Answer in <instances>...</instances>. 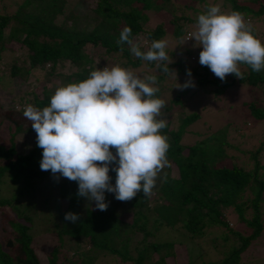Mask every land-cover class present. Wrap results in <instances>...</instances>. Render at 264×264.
Instances as JSON below:
<instances>
[{"label": "trees", "instance_id": "1", "mask_svg": "<svg viewBox=\"0 0 264 264\" xmlns=\"http://www.w3.org/2000/svg\"><path fill=\"white\" fill-rule=\"evenodd\" d=\"M32 2L0 0V57L7 48L11 51L10 45L13 44L19 50H26L28 66L9 65L8 74L12 77L38 69L43 71V78L50 79L58 75L54 74L56 64L68 61L76 70L62 76L65 81L62 86L84 80L91 71L97 70L92 56L84 52L86 44L98 48L103 55L116 56V61L122 58L123 67L133 69L143 62L155 67L160 82L162 67L158 68L157 62L131 55L127 43H118L121 30L131 27V38L135 43L136 40H145L141 50L146 51L154 40L163 39L166 34L163 12L171 14L168 22L173 25L170 35L174 38L182 30L185 33L197 24V17L174 14L170 0H77L84 10L70 11L60 22L57 18L63 13L66 0H36L38 4L30 10ZM10 4L13 6L11 11ZM222 5L227 6L228 12L238 11L249 18L263 15L264 21V0H223ZM180 19L185 23H179ZM189 35L185 41L190 40ZM166 51L169 61L159 63H169V68L177 74H187L191 69L198 85H209L216 93L236 83L257 88L261 100L248 102V112L253 118L264 120V104L261 102L264 70L254 72L250 66L240 64L246 68L242 71L243 80L229 74L222 81L213 73L209 77L212 71L199 61L190 59L194 62L190 64L185 61V54ZM190 57L194 58L193 55ZM165 73L163 71V76ZM58 87L48 89L43 85L40 96L33 92L29 105L39 109L49 106ZM159 89L157 97L163 87ZM177 105L181 107V104ZM24 109V106H8L11 117L5 118L4 111L0 117V124L8 121L9 129L13 127L7 144L0 139V208L11 207L17 213V219L9 220L12 231L0 240V264H168L166 259L174 256L173 241L149 238L162 227L173 229L178 226L190 239H203L209 248H223L221 258L202 264H243V254L264 232V164L259 161L262 147L251 152L252 167L249 169L241 161L230 165L224 163L232 159L224 151V145L229 144L225 139V128L209 136L215 138L214 146L205 137L187 146L181 144L185 127L199 118L198 112L181 117L176 128L167 122V127L161 130L168 138L167 158L175 165L176 175L171 174L169 163L150 196H144L141 190L130 201H119L114 193L105 191L108 207L106 211H100L91 208L92 201L87 197L77 195V181L60 180L59 173L54 176L51 170H41L43 149L37 147V142L25 151L19 150V141L25 133L35 132L31 121L23 116ZM216 135L220 136L216 138ZM112 151L115 153V149ZM117 165L118 160L110 165L112 184L116 182L114 169ZM5 184L13 190L9 197L2 194ZM247 191L250 195H246ZM37 194L44 195L45 203L50 199L52 209L64 221L60 225L55 223L57 242L47 252L45 263L35 250L30 232L32 219L27 212L34 203L22 201L24 197L32 199ZM61 200L66 202L62 211L59 209ZM69 212L79 214L77 222L65 220ZM230 213L236 216L243 230L234 229L228 223ZM215 230L224 232L213 235ZM71 244L75 251L68 249ZM185 264H194V260L189 259ZM247 264H264V256L261 262Z\"/></svg>", "mask_w": 264, "mask_h": 264}, {"label": "clouds", "instance_id": "2", "mask_svg": "<svg viewBox=\"0 0 264 264\" xmlns=\"http://www.w3.org/2000/svg\"><path fill=\"white\" fill-rule=\"evenodd\" d=\"M131 35L132 28L124 27L118 43H127L135 57L157 62L164 72L171 70L169 63H159L169 61L167 40H154L142 51ZM192 38L194 46H202L199 63L222 81L229 74L243 80L240 64L254 72L264 70V41L238 11L222 12L219 5L210 6L198 14ZM187 76L190 79L177 88L194 86L191 69ZM159 90L156 75L141 76L117 64L58 87L43 109L26 106L23 116L31 121L37 147L43 149L41 170L77 181V195L94 200L100 211L108 207L105 191L119 201H130L141 190L150 196L160 173L169 166L170 145L161 132L167 122L160 118L166 102L157 97ZM117 160L113 185L109 171ZM78 219L77 213L65 215L72 223Z\"/></svg>", "mask_w": 264, "mask_h": 264}, {"label": "rangeland", "instance_id": "3", "mask_svg": "<svg viewBox=\"0 0 264 264\" xmlns=\"http://www.w3.org/2000/svg\"><path fill=\"white\" fill-rule=\"evenodd\" d=\"M66 2L67 3L65 4L63 13L57 18L58 22L62 21L64 16L70 11L72 13H76V11H81L83 9V6L77 4V0H66ZM222 2L223 0H170V3L172 4L170 9H173L174 14L178 16L186 15L191 18H196L198 14L206 12L208 8L213 5H219L222 12H228L227 6L222 5ZM37 4L38 2L33 0L30 10H33ZM10 5L8 8L11 11L13 6ZM162 15L164 21L166 22L164 24L166 34L163 39L168 42V51L170 52L171 50H175L177 55L185 54V61L190 64L194 63L191 60L198 62L202 46H194L196 43L194 38L189 41H185V37L189 35L188 31H191V33L194 32L196 30V26H192L190 29L188 28L185 33L182 30L177 37L174 38L170 35L173 25L168 22V20L171 19V14L169 12H163ZM262 16L257 18L244 16V18L252 24L254 33L262 41H264V21ZM179 23L184 24L185 21L180 19ZM136 43L141 47L145 44V40H136ZM175 47L177 49H175ZM10 49L11 51H9L8 48L3 51L0 57V117L3 114V111L6 113L5 118L11 117L10 112H7L8 106L14 105L17 108L24 106V108H26V106L30 104L33 92H38V95H41L40 91L43 85H45L48 89L56 88V85L62 86V83H65L62 76L76 70V67L70 65L68 61H59L56 64L54 72V74L58 75L52 76L50 79L47 77L43 78V71L38 69L35 71L32 70L30 73H25L23 71L20 76L12 77L8 74L9 65L16 64L18 66H24L25 68L28 66V62L26 60V50L24 48L19 50L17 49L16 44H13V46L10 45ZM84 52L92 56V59L94 60L93 66L96 67V69H102L104 67L111 68L117 64L123 67L124 60L122 58L117 59L116 61V56L103 55L101 50H98V48H95L90 44L85 45ZM131 55L133 54L131 53ZM190 55H193L194 58H191ZM239 67L241 71L246 70V68L241 65H239ZM46 68L48 70V65H46ZM208 69L211 71L210 68ZM130 70L141 76L152 74L158 77L159 75V72L155 67L147 66L144 62L141 63L139 67ZM211 73L212 72H209V77H211ZM161 75L163 79L158 82V87H163V89L159 98L166 102V106L162 109L160 118L169 122V126L176 128L181 117L193 112L199 113V118L185 127L180 140L181 144L187 146L205 137L208 138L207 141L212 143L211 145L214 146L215 138H211L209 136L213 132L225 128V139L229 144L224 145V151L232 157V159L229 158L225 160L224 163L226 165L241 161L244 162L246 168L250 169L252 167V158H250V154L251 152L258 150L259 147H262L259 161L260 164H264V120L255 119L249 115L247 106V103L250 101L258 102L261 100L257 88H250L246 85L236 83L229 86L223 92L216 93L214 92L213 87L209 85H198L196 82L197 78L195 76H191L194 86L177 88L179 84L183 85L190 79L187 74H177L176 71H171L170 73H165L163 76L162 71ZM261 96L263 98V101L261 102L264 104V96L262 94ZM177 104H181V107ZM262 108L264 109V105H262ZM9 124L10 123L8 121H4L0 124V139H2V141L6 144L8 143L7 139L9 138V132L13 128L11 126L9 129ZM25 131L28 130L26 129ZM219 136L220 135H216V138ZM36 142V132L25 133L19 141V150L25 151ZM169 163L172 172L171 174L176 175L175 165L172 161ZM261 171L262 170L260 169L259 173ZM59 177H61L60 180H65L63 176L60 175ZM160 180L161 173L157 179L156 185L160 182ZM44 182L45 179L40 183V185ZM12 191V188H10L8 184H5L2 189V194L9 197L11 196ZM246 195H250V193L247 191ZM43 198L44 195L37 194L36 197L32 199L24 197L22 201L32 202V204L34 203L33 207L27 212L32 219L30 223V232L33 236L35 250L45 263L47 252L57 242L55 223L60 225L64 221L60 218L59 214L52 209L51 200L49 199L47 203H45L43 202ZM59 204L60 211L64 210L66 202L61 200ZM95 204L96 202L93 200L91 208H95ZM262 211L264 214V207H262ZM11 219H17V213L14 212L11 207L5 206L0 208V240L4 238V235L9 234L12 231L9 224V220ZM227 221L234 229H244L243 226L237 222L236 216L232 213L227 215ZM221 232L224 231L215 230L212 234L219 235ZM64 238L66 240L68 237L65 235ZM153 239L159 241H173L174 256L166 259L168 264H185L189 259H193L194 264H202L203 262L209 260H217L221 258V251H224L223 248H221L222 250H220V248L218 250L217 247L209 248V246H207V242L203 239H190L184 234L179 226L173 229L162 227L156 232L154 237L149 238V240ZM83 245L84 244H81L80 246L83 247ZM66 246H68V244ZM68 249L75 251V247H73L72 244ZM263 256L264 232L243 254L242 263L247 264L248 262H261V258Z\"/></svg>", "mask_w": 264, "mask_h": 264}]
</instances>
